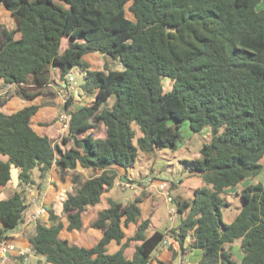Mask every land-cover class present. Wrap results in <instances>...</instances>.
<instances>
[{"label": "trees", "instance_id": "16d2710c", "mask_svg": "<svg viewBox=\"0 0 264 264\" xmlns=\"http://www.w3.org/2000/svg\"><path fill=\"white\" fill-rule=\"evenodd\" d=\"M260 2L0 0L17 23L15 29L0 23V80L15 87L0 102L14 94L27 101L57 97L56 86L64 89L76 67L87 71L82 90L95 96L90 105L71 109L75 97L69 93L64 111L70 120L63 142L71 147L65 151L32 128L40 105L9 115L0 111V156L6 159L0 161V188L12 183L11 164L19 170L15 195L0 201V241L21 225L30 191L42 195L54 165L62 181L79 165L94 171L63 203L67 231H80L84 213L115 188L118 170L127 173L140 153L176 150L181 128L189 123L195 134L209 129L211 141L203 144L200 159L186 162L204 186L191 201H175L178 212L187 215L179 227L148 236L150 221L141 220L140 198L126 205L108 199V208L92 224L103 231L94 247L62 239L65 225L50 211L53 224L37 225L31 252L48 264H151L167 238L184 250L192 234L187 250L203 252L198 264H264V184L243 185L264 170ZM95 53L121 62L124 69L90 70L84 57ZM166 79L173 83L169 92L163 86ZM134 124L141 131L137 145ZM72 179L77 183L81 176L72 174ZM234 189L243 207L226 224V195ZM131 224L135 233L122 244ZM113 241L121 248L108 254ZM237 242L241 260L226 248ZM133 243L135 251L128 257Z\"/></svg>", "mask_w": 264, "mask_h": 264}, {"label": "rangeland", "instance_id": "374dc122", "mask_svg": "<svg viewBox=\"0 0 264 264\" xmlns=\"http://www.w3.org/2000/svg\"><path fill=\"white\" fill-rule=\"evenodd\" d=\"M131 4L127 5V9ZM257 10H264V0H261L259 5H257ZM128 17L133 19V15L128 13ZM67 47V41H64L62 50ZM84 61L87 62L92 71H102L107 68V70L122 68L121 64L117 61L112 60L109 57H104L100 54H88L84 57ZM87 71L83 68L76 67L72 70L69 76L73 77L75 80V89L71 95L75 97L74 104L78 101L82 106L90 105L92 101V96H89L82 90L84 84V78ZM165 92L172 90L173 83L166 79L163 82ZM8 87L5 86L4 81L0 80V98L3 100L6 97V90ZM10 90V89H9ZM8 90V91H9ZM62 89H58V93L63 96V98L68 97V93L64 94L61 92ZM78 92V95L77 93ZM94 96V95H93ZM95 98V96H94ZM67 100V99H66ZM76 101V102H75ZM0 111L5 114H11V107L7 106V102L3 104L0 102ZM63 114V113H62ZM61 114V116H62ZM60 116V120H61ZM62 121V120H61ZM133 129L136 132V138L134 144L137 145L138 138L141 136V131L137 125H133ZM104 129L99 136L104 137ZM181 140L177 146L176 150L167 149L163 151H157L153 153H140L136 165L129 169L126 174L125 184L130 185L138 184L136 182L147 181L149 183H155L158 186L162 183H166L167 191L173 198V202L167 200V198L160 193H155L152 197H146V191L141 194V203L139 204L142 212V220L150 221V226L148 229V236L152 235L155 231H160L165 233L168 229H172L175 226L179 227L183 220H186L187 215H181L178 212V205L176 200L191 201L194 198L195 191L204 186L203 181L195 173H191L186 165L187 161H193L201 158V148L203 144L209 143L211 141V134L209 129H205L199 134H195L191 131L189 123L183 124L181 128ZM0 159L4 157L0 156ZM264 166V159L261 161ZM121 182V181H120ZM262 182L264 184V170L256 179L247 180L243 184L244 186L250 184H257ZM241 191V188L239 189ZM238 189L228 191L226 198L230 203V206L223 209V220L226 224H231L243 207V201L240 197L236 196ZM135 192L132 187L114 188L111 193V199L118 203L126 205L130 201H134L137 198L134 197ZM145 196V197H144ZM107 200L103 199L99 208L102 210L108 208ZM54 213V211H52ZM1 227V225H0ZM175 227V228H176ZM192 243V234L189 235L187 239L186 247L188 248ZM136 243L131 244L130 248L127 249L126 254L128 257H132L135 251ZM164 243L153 253V260L157 258L162 260L161 250L165 248ZM234 255V258L241 260L243 252L241 250V242H237L232 246L226 247ZM167 251V250H166ZM186 252L187 255H179L174 257L172 261H165V264H198L203 256L201 250H189Z\"/></svg>", "mask_w": 264, "mask_h": 264}, {"label": "crops", "instance_id": "0c3cea01", "mask_svg": "<svg viewBox=\"0 0 264 264\" xmlns=\"http://www.w3.org/2000/svg\"><path fill=\"white\" fill-rule=\"evenodd\" d=\"M0 23L6 25L9 29H15L17 27L16 20L13 18L11 13L0 3ZM1 44V40H0ZM101 55V54H100ZM104 56V55H103ZM107 57V56H104ZM119 62V61H117ZM121 64V62H119ZM122 68L113 69L112 71H122ZM111 70V69H109ZM64 94L71 93L69 88L71 86L67 83L63 84ZM68 88V90H66ZM57 89V97H52L51 95L48 97H39L34 101H27L24 98L14 96L7 102V106L11 107V111L13 113L18 112L26 107L32 105H40L41 109L38 113L31 119V126L34 131L40 136L48 137L54 144L58 145L62 150H68L71 147V144L65 145L63 139L68 135V126L63 121L60 120V116L64 111V103L67 98H63L58 92L60 89L56 86ZM15 87L11 86L10 91L14 92ZM55 90H53L55 92ZM78 95V92H76ZM92 101H94V96H92ZM1 100V98H0ZM76 102V101H75ZM83 106V105H82ZM81 107L79 102L77 101L74 104V107L71 109H76ZM6 160L0 159V161ZM119 180L116 182L115 188H119L121 183L125 182L126 172L124 170H118ZM72 174L80 175L81 179L74 183L72 179ZM94 176V171L91 169H84L80 165L74 170L70 175L66 176L65 181H62L56 166L54 165L50 171V175L48 178V182L45 185V189L42 195H39V191L31 190L28 199V209L25 214V218L21 225L13 230L6 232V239H8L13 245L16 247V251L10 253L3 264H48L44 261V258L36 256L33 252H31V243L30 239L36 233V227L40 224L52 225L53 222L50 221V211H54L55 216L59 218L65 225V230L62 233V239L69 240L72 244L78 245L84 248H92L94 247L99 240L103 236V231L100 229H95L92 227V224L96 220L97 215L103 210L99 208V205L96 207L89 208L83 215V228L80 231H67L68 221L67 218L63 216V203L69 193H75V191L80 187V185L85 181V179H89ZM121 181V182H120ZM147 181L136 182L138 184L131 183L133 186L135 198H141V194L146 191V197H152L155 193H160L157 190V185L155 183H149ZM18 185L15 183H11L6 187L0 188V201L7 200L13 197L18 189ZM248 186V185H246ZM111 192L105 194L104 198L108 201L111 199ZM162 194V193H161ZM33 197H37L38 201L36 204H32ZM106 201V202H107ZM39 206L45 207L47 212L37 219L34 218L35 212ZM142 214V212H141ZM142 216V215H141ZM142 218V217H141ZM142 220V219H141ZM143 221V220H142ZM58 223V222H57ZM3 229V225L0 223ZM176 227V226H175ZM136 230V225H129L127 229H125L126 239L122 242L124 244L127 241V238H130L134 235ZM169 230V229H168ZM167 230V231H168ZM166 231V232H167ZM165 232V233H166ZM187 244V242H186ZM185 244V249L182 250L180 244L172 238H167L164 242L165 248L161 250L162 260H158L155 258L152 260L151 264H159V262L172 261L174 257L179 256L180 254L187 255L186 252H190L187 250ZM121 248L117 242L113 241L108 245L107 251L108 254H115ZM167 250V251H166ZM21 251L25 254L20 255ZM184 257V256H183ZM203 257V256H202ZM1 264V263H0ZM195 264V263H192Z\"/></svg>", "mask_w": 264, "mask_h": 264}, {"label": "built area", "instance_id": "2783aa9c", "mask_svg": "<svg viewBox=\"0 0 264 264\" xmlns=\"http://www.w3.org/2000/svg\"><path fill=\"white\" fill-rule=\"evenodd\" d=\"M75 80L73 77L69 76V82L68 84L71 86V89L69 88V91H71L73 93L75 86H74ZM11 86H8V89L6 90L8 92V90L10 89ZM64 89L61 90V92H63ZM6 92V93H7ZM66 102V101H65ZM61 120L67 124H69V120H70V116L66 113L63 112L62 116H61ZM121 186L123 187H132L130 185H127L125 183H121ZM167 185L166 183H162L158 186L159 191L167 198L168 201L173 202V198L171 196V194L167 191ZM38 201L37 197H33L32 199V204H36ZM47 212V210L45 209V207L43 206H39L38 209L35 212L34 218L37 219L38 217H40L41 215L45 214ZM16 251V247L15 245H13L8 239H4L0 241V263L3 264L6 257L10 254ZM25 253L23 251H21L20 255H24Z\"/></svg>", "mask_w": 264, "mask_h": 264}, {"label": "water", "instance_id": "95a60500", "mask_svg": "<svg viewBox=\"0 0 264 264\" xmlns=\"http://www.w3.org/2000/svg\"><path fill=\"white\" fill-rule=\"evenodd\" d=\"M11 179L12 182L15 183L16 185L19 184V170L16 167V165L11 164Z\"/></svg>", "mask_w": 264, "mask_h": 264}]
</instances>
